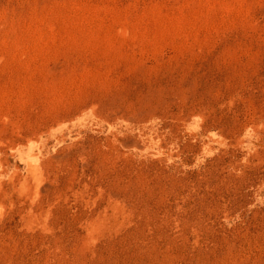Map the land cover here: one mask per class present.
<instances>
[{
  "label": "rangeland",
  "instance_id": "obj_1",
  "mask_svg": "<svg viewBox=\"0 0 264 264\" xmlns=\"http://www.w3.org/2000/svg\"><path fill=\"white\" fill-rule=\"evenodd\" d=\"M0 264H264V0H0Z\"/></svg>",
  "mask_w": 264,
  "mask_h": 264
}]
</instances>
